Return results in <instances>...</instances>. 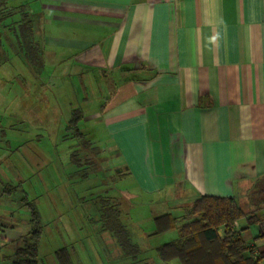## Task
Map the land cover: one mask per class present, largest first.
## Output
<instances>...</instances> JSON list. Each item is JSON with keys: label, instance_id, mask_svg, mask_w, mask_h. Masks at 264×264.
Masks as SVG:
<instances>
[{"label": "crops", "instance_id": "1", "mask_svg": "<svg viewBox=\"0 0 264 264\" xmlns=\"http://www.w3.org/2000/svg\"><path fill=\"white\" fill-rule=\"evenodd\" d=\"M19 2L41 44L45 99L81 111L102 163L127 177L126 201L148 208L144 238L173 231L154 235L155 219L181 220L201 196L248 200L264 177V0ZM7 37L10 60L19 45ZM258 216L236 223L257 250Z\"/></svg>", "mask_w": 264, "mask_h": 264}, {"label": "rangeland", "instance_id": "2", "mask_svg": "<svg viewBox=\"0 0 264 264\" xmlns=\"http://www.w3.org/2000/svg\"><path fill=\"white\" fill-rule=\"evenodd\" d=\"M40 73L23 53L9 60L0 51V225L4 227L0 264H9L4 257L29 242V206L43 227L39 264H59L56 254L61 249L68 250L71 264H166L150 244L171 242L178 238V230L153 241L144 238L152 228L147 223L148 208L136 200L126 201L121 189L127 177L108 171L100 155L91 154L94 148L68 128L75 110L68 115L64 99H58L63 109L53 97L48 103ZM53 93L59 96V91ZM80 126L85 128V122ZM252 194L247 201H237L246 213L255 210L248 206ZM107 199L120 207V221L140 252L125 253L104 229L101 207ZM174 214L179 216L177 211Z\"/></svg>", "mask_w": 264, "mask_h": 264}, {"label": "trees", "instance_id": "3", "mask_svg": "<svg viewBox=\"0 0 264 264\" xmlns=\"http://www.w3.org/2000/svg\"><path fill=\"white\" fill-rule=\"evenodd\" d=\"M7 32L17 40L19 52L24 54L29 64L37 65L41 44L35 35L34 19L28 6L19 0H0V51L3 50L2 43ZM82 119L81 111L75 110L68 128L74 129L75 136L91 146L78 127ZM94 150L91 154H97ZM253 192L251 205L255 210L252 212H244L233 198L201 196L184 210L185 215L181 220L171 214L156 218L154 235L175 229L179 233L178 239L156 249L158 258L166 264H260L264 260V248L257 250L250 246L242 237L243 230L236 229V223L244 219L248 226L260 222L258 213L264 209V177L257 182ZM102 202L104 229L114 235L125 253L140 252L131 243L129 233L120 221L118 204L108 199ZM29 207L32 214L31 230L27 235L29 242L24 241V245L18 247L11 256L4 257L9 264H39V242L43 227L38 213ZM180 221L183 222L181 225ZM3 229L0 225V242ZM56 256L59 264H71L67 249H61Z\"/></svg>", "mask_w": 264, "mask_h": 264}]
</instances>
